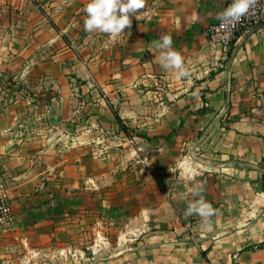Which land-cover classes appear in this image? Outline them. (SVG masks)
Returning a JSON list of instances; mask_svg holds the SVG:
<instances>
[{
  "label": "crops",
  "instance_id": "crops-1",
  "mask_svg": "<svg viewBox=\"0 0 264 264\" xmlns=\"http://www.w3.org/2000/svg\"><path fill=\"white\" fill-rule=\"evenodd\" d=\"M232 1L144 0L112 36L85 31L89 0H0V264H264V16L228 48L205 34Z\"/></svg>",
  "mask_w": 264,
  "mask_h": 264
},
{
  "label": "clouds",
  "instance_id": "clouds-1",
  "mask_svg": "<svg viewBox=\"0 0 264 264\" xmlns=\"http://www.w3.org/2000/svg\"><path fill=\"white\" fill-rule=\"evenodd\" d=\"M256 0H233V3L223 12L218 13L222 22H239L254 6ZM144 7V0H89L85 5L84 29L88 33L99 31L112 36L124 33L126 27L132 24L131 17L137 10ZM172 37L163 35L157 43L162 50L159 62L165 69L176 70L177 78H184L190 75L184 65L183 57L172 48ZM216 210L212 205L202 198L195 200L189 205L187 214H197L205 221L206 230H212L210 217Z\"/></svg>",
  "mask_w": 264,
  "mask_h": 264
},
{
  "label": "built area",
  "instance_id": "built-area-1",
  "mask_svg": "<svg viewBox=\"0 0 264 264\" xmlns=\"http://www.w3.org/2000/svg\"><path fill=\"white\" fill-rule=\"evenodd\" d=\"M263 16L264 0H256L254 6L239 22H222L219 19L217 23L206 29V37L212 47H231L240 35L254 32L262 22ZM13 220L14 212L10 188L5 176L0 174V229L9 226Z\"/></svg>",
  "mask_w": 264,
  "mask_h": 264
},
{
  "label": "rangeland",
  "instance_id": "rangeland-1",
  "mask_svg": "<svg viewBox=\"0 0 264 264\" xmlns=\"http://www.w3.org/2000/svg\"><path fill=\"white\" fill-rule=\"evenodd\" d=\"M114 185H115V183H114ZM130 194H132V193H130ZM134 196H135V194L130 195V203H132V204H134V201L131 198L134 197ZM119 202H120L119 198H116V199L114 198V203L118 204ZM98 212H100V211L98 210ZM112 212H113V214L112 215L109 214V216L112 217L113 220L121 219L122 215L125 217V216H129V215H131V213H133L131 210H129L128 211V215H126V211L124 212V211L120 210V208H117L116 210H113ZM104 216H105V214L104 215L102 214L101 218L104 217ZM107 216H108V213H107ZM119 227H120L119 225H114L113 226V228H114L113 229L114 240H116V238H117L116 235L118 233H120V231H121L119 229ZM115 242L116 241H114V243ZM98 244H102V243L99 242ZM5 245H7V247L5 248V251H6L8 249V247H9L8 242ZM2 251H3V249H2ZM10 253L13 254V252H10ZM61 253H63V254L61 255ZM47 255L48 256H41V255L40 256H35L34 255L32 257V259H31V264H64V263L74 264L76 261L85 262V261H89V258H91V257H88V258L87 257L86 258L85 257H83V258L72 257L71 256L72 255L71 251H66V252L49 251ZM68 255H69V257H68ZM23 260L26 261V259H23Z\"/></svg>",
  "mask_w": 264,
  "mask_h": 264
},
{
  "label": "trees",
  "instance_id": "trees-1",
  "mask_svg": "<svg viewBox=\"0 0 264 264\" xmlns=\"http://www.w3.org/2000/svg\"><path fill=\"white\" fill-rule=\"evenodd\" d=\"M117 120H118V122H119L120 125H121V129H122L124 132H128V130H127V128L125 127V125L123 124V122H122L119 118H117Z\"/></svg>",
  "mask_w": 264,
  "mask_h": 264
}]
</instances>
